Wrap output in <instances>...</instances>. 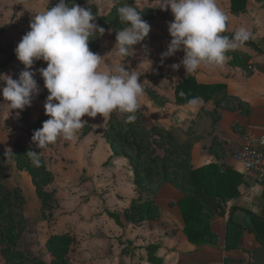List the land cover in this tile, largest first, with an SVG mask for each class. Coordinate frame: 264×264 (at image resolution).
<instances>
[{
    "label": "rangeland",
    "instance_id": "374dc122",
    "mask_svg": "<svg viewBox=\"0 0 264 264\" xmlns=\"http://www.w3.org/2000/svg\"><path fill=\"white\" fill-rule=\"evenodd\" d=\"M47 1L0 0V45L5 49L0 50V64L6 63L0 74L18 79L23 65L17 60L14 49L22 36L30 30L28 21L34 15L47 10ZM94 2L103 14L112 3L111 0ZM136 4L157 6L158 0H136ZM168 12L170 18L155 20L150 24L151 31L145 41L148 52L138 43L133 46L135 52L131 57L127 60L121 58L113 48L115 41L111 39L110 32L105 31L100 38V49L94 53L104 56L101 70L105 67L114 70L123 64L141 74L139 81L143 82L144 94L138 98V121L145 129L156 124L170 131L180 150L188 153V148L196 136L190 134L192 126L188 125L186 118L179 122L176 120V110H172L170 102L174 98L176 83L189 75L183 67L175 71L171 68L172 64L179 63L184 54L178 51L175 55L161 60V53L166 50L170 41L168 23L173 16L170 10ZM46 66L44 61H36L33 71ZM157 67L160 69L159 77L154 75ZM35 79L40 91L33 97L31 106L23 110H12L8 115L6 101L0 95V181L8 190L19 188L25 197V227L17 237L16 248L28 256L51 264L52 256L45 245L47 237L53 233L68 232L74 238L69 253L71 264L146 263L145 247L163 240L160 237L165 229L163 223L166 222L163 220L161 223L158 220L160 210L157 213L151 212L153 217L142 221H132L126 218L124 212L130 209L133 200L140 199L153 201L159 209L163 206L169 210L167 203L173 205L182 195V191L170 182H161L158 178L141 180L138 186L134 183L135 168L129 156L122 152L116 153L104 134L109 116H84L82 119L87 123L78 132L75 141H66L60 137L47 148L40 149L46 166L53 175V180L45 187L51 196V208L48 210H41L40 200L28 173L19 170L13 160L10 163L5 161V149L10 148L12 151L15 140L35 145L31 142L35 130L30 134L28 128L40 117L44 121L48 119L44 114V104L49 93L43 87V79L38 72ZM2 87L3 82L0 81V88ZM153 95H160L161 98L157 100L162 102L164 99L169 101L158 106L153 101ZM201 109L204 110L203 107ZM111 114L121 119L127 113L113 111ZM206 114L207 111H202L198 115V130L206 126ZM209 114L213 119L217 111ZM187 125L186 131L183 130ZM157 153H162L160 148H157ZM146 157L147 155L142 156L136 165L142 167ZM141 174L143 173H140V177ZM172 174L178 173L174 171ZM108 211L118 213L121 224L108 216ZM169 218L175 222L172 216ZM3 247L0 243V264H7L1 252ZM123 248L127 250L125 253L122 252Z\"/></svg>",
    "mask_w": 264,
    "mask_h": 264
},
{
    "label": "clouds",
    "instance_id": "9594fccd",
    "mask_svg": "<svg viewBox=\"0 0 264 264\" xmlns=\"http://www.w3.org/2000/svg\"><path fill=\"white\" fill-rule=\"evenodd\" d=\"M156 7L170 10L173 16L168 23L170 41L161 53V60L178 51L184 54L179 63L171 65L174 71L183 67L185 73L191 74L201 65L221 67L229 59L226 54L230 50L252 37L245 27H240L231 37L223 35L228 15L217 0H158ZM117 12L125 26L116 31L113 48L117 56L129 58L135 52L133 46L148 36L151 25L142 19L136 0L131 5L122 4ZM96 17L91 7H81L74 0H57L54 6L33 16L30 30L14 49L23 65L18 79L0 74L3 82L0 95L6 101L8 115L12 110L31 106L33 97L40 91L35 79L37 72L43 79V87L49 93L44 104L48 119L31 136L37 150L47 148L60 137L75 141L87 123L82 119L84 116L106 117L119 111L128 114L129 123L137 119L138 98L144 94L143 82L139 81L141 74L123 64L114 70L110 67L101 70L104 56L89 48V41L105 32L96 23ZM36 61H44L47 66L33 71ZM37 150H28L25 155L38 168L41 155ZM13 157L11 149L6 148L5 161L10 163Z\"/></svg>",
    "mask_w": 264,
    "mask_h": 264
},
{
    "label": "trees",
    "instance_id": "16d2710c",
    "mask_svg": "<svg viewBox=\"0 0 264 264\" xmlns=\"http://www.w3.org/2000/svg\"><path fill=\"white\" fill-rule=\"evenodd\" d=\"M261 3L264 8V0H256ZM57 0H48L46 9L55 5ZM71 2V0H69ZM111 5L106 13H101L94 0H74V3L81 7H91L93 13L97 16L96 23L103 27L105 31L110 32V37L115 41L116 31H119L123 25L118 16L117 8L124 3L129 5L134 0H119ZM247 0H230V12L238 14L246 9ZM142 12V19L149 24L153 20H166L170 17L168 10L161 11L157 7L139 6ZM30 24V21H28ZM234 32L226 30L223 35L231 37ZM99 34L97 33V36ZM102 36V35H101ZM93 37L89 41V48L93 52L100 49V38ZM148 37V36H147ZM140 44L144 50L148 52L145 41ZM245 46L253 49L258 54L264 56V51L253 41L252 37L247 41ZM0 50H5L0 45ZM227 63L233 67H240L250 73L249 55L238 50H230L227 54ZM126 60L128 58H125ZM6 66V63L0 64V70ZM155 76H160V69H155ZM183 93V94H182ZM161 96L153 95V101L156 105L162 106L168 99L164 101L157 100ZM199 99L202 102L213 101L215 107H222L229 110L241 109V112L249 114L250 106L237 100L226 92L224 83H200L197 82L193 75H189L179 80L174 87V98L170 101L177 105H184L190 101ZM217 110L214 109L212 113ZM126 116L121 119L111 114L105 125L104 134L109 140L111 147L116 153L122 152L125 156H129L134 165L135 179L134 183L138 186L141 180L160 179L161 182H170L182 191V196L176 202L183 219V233L194 245H200L206 238H214V234L210 231L209 218L217 213V209L221 208L222 203L226 200L238 196V186L242 182V175L228 166L218 165L210 162L202 166L193 167L190 163L188 153L183 152L174 142L173 135L170 131L164 129L160 125H152L149 129L143 128L138 118L135 122H127ZM137 116V112L135 114ZM214 118V117H213ZM44 119L38 118L28 128L30 134L34 130L41 128ZM216 121V118L213 119ZM219 144L214 139L210 147ZM209 147V148H210ZM157 148L161 149V154L157 153ZM28 150H37L36 145L15 140L12 153L15 155L13 161L19 170L26 171L30 177L34 187L36 196L40 200L41 210L50 209V194L45 187L53 180L52 173L46 166L45 159L41 154V150L37 151L41 155V166L35 167L30 159L25 155ZM142 167L136 164L142 156H146ZM135 163V164H134ZM153 170L155 173H152ZM176 171L178 174H172ZM140 173L142 177H140ZM25 197L19 188L11 190L6 189L0 181V243L4 245L1 249L3 258L7 264H46L43 260L28 256L25 252L16 248V240L23 227H25L24 216ZM159 208L153 201H136L130 204V209L125 210L124 215L132 221H142L146 218H152L151 212H158ZM51 211H48V215ZM107 215L121 224L120 216L115 212H107ZM251 225H237L229 218L227 221L226 245L230 246L231 236L234 240L238 238L243 229L252 231L258 241L264 245V219L251 214ZM74 238L68 232L53 233L46 239V249L52 256L51 264H71L69 262V253L72 249ZM158 245L149 244L145 247L146 260L150 264H162V259L156 256L155 252ZM125 248L122 252H126ZM193 264V263H185ZM203 264V263H197Z\"/></svg>",
    "mask_w": 264,
    "mask_h": 264
},
{
    "label": "crops",
    "instance_id": "0c3cea01",
    "mask_svg": "<svg viewBox=\"0 0 264 264\" xmlns=\"http://www.w3.org/2000/svg\"><path fill=\"white\" fill-rule=\"evenodd\" d=\"M217 3L228 15L227 30L235 32L240 27L247 28L252 33L253 41L264 51V8L261 3L247 0L245 11L238 14L230 12V0H217ZM143 6L156 7L150 4ZM236 50L249 55V74L226 62L221 67L201 65L189 75L200 83H224L229 95L250 106L249 114L241 112V109L216 108L213 101L202 102L199 99L184 105L172 103V110H176L178 122L186 118L188 125L192 126L190 134L196 136L188 148L191 165L198 167L215 162L237 171L243 179L238 186L239 194L222 203L217 213L210 216V231L214 238H206L200 245L189 242L183 233L184 223L176 205L182 195L173 205L167 203L169 210L160 206L158 220L161 223L165 220L166 223H163L165 229L160 237L163 240L155 243L158 245L155 254L162 259V264H264V245L252 231L243 229L237 239L231 236L230 246L226 245L229 218L234 224L242 226L252 224L251 214L264 219V188L242 169L236 158L245 142H256L264 134V56L245 45ZM214 109L217 110L215 122L209 114ZM202 111L208 112L204 117L206 126L198 130L196 121ZM188 125L182 129L186 131ZM214 139L219 146L210 147ZM170 216L175 222L170 220ZM144 264L150 263L146 260Z\"/></svg>",
    "mask_w": 264,
    "mask_h": 264
},
{
    "label": "built area",
    "instance_id": "2783aa9c",
    "mask_svg": "<svg viewBox=\"0 0 264 264\" xmlns=\"http://www.w3.org/2000/svg\"><path fill=\"white\" fill-rule=\"evenodd\" d=\"M236 158L242 169L264 188V134L256 142H245Z\"/></svg>",
    "mask_w": 264,
    "mask_h": 264
}]
</instances>
